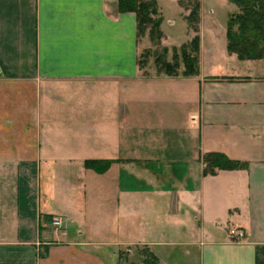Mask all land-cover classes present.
<instances>
[{"label":"crops","instance_id":"crops-1","mask_svg":"<svg viewBox=\"0 0 264 264\" xmlns=\"http://www.w3.org/2000/svg\"><path fill=\"white\" fill-rule=\"evenodd\" d=\"M157 1L169 47L200 3L199 74L148 75L117 0H0V264H264V58L234 0Z\"/></svg>","mask_w":264,"mask_h":264},{"label":"trees","instance_id":"trees-1","mask_svg":"<svg viewBox=\"0 0 264 264\" xmlns=\"http://www.w3.org/2000/svg\"><path fill=\"white\" fill-rule=\"evenodd\" d=\"M118 11H134L138 20V36L143 34L147 26L152 25L150 35L158 38L163 37L161 24L163 21L157 0H117ZM239 11L230 15L227 23V48L230 53L236 54L239 59H262L264 58V0H234ZM185 7L191 6V12L187 19L196 32L189 44L181 46L185 66L183 74L191 76L199 74V51H200V3L198 1H181ZM190 4V5H189ZM170 75H177L179 63L165 62L160 67ZM206 174L216 175L220 169H231L243 166L238 160L228 158L219 152L207 153L203 157ZM146 264H159L155 255L148 253Z\"/></svg>","mask_w":264,"mask_h":264},{"label":"rangeland","instance_id":"rangeland-1","mask_svg":"<svg viewBox=\"0 0 264 264\" xmlns=\"http://www.w3.org/2000/svg\"><path fill=\"white\" fill-rule=\"evenodd\" d=\"M174 18V16H173ZM167 18H165L166 20ZM166 23V22H165ZM189 25L192 27L190 22L188 21ZM167 30L170 31V29L175 26L171 23H167ZM152 25H149L144 29L143 34L139 35V54H140V62L144 63L148 69L145 70V72L148 75H151L152 72L156 73H164L166 75H170L168 71L165 69L161 70L160 67L163 63L169 62L172 63L174 61L179 63V69L177 70L178 74H183L185 66L183 63V56L182 52L180 51V48L184 44H189L191 41H188L187 43L184 44H179L177 46L169 47L165 42V38H158L157 36H154L152 39L150 32H151ZM193 28V27H192ZM170 33V32H169ZM184 66V69H180L181 67ZM248 70V69H247ZM237 72H244L246 73V68L243 67L241 69H238ZM260 69H252L251 74H257L260 73ZM170 76H175V75H170ZM142 250L143 249H135V254H133L130 264H141V255H142ZM144 255H149L148 253H143Z\"/></svg>","mask_w":264,"mask_h":264},{"label":"built area","instance_id":"built-area-1","mask_svg":"<svg viewBox=\"0 0 264 264\" xmlns=\"http://www.w3.org/2000/svg\"><path fill=\"white\" fill-rule=\"evenodd\" d=\"M53 226H55L58 231H64L63 222L61 219H54L53 220ZM232 234H236L238 236H243V233L237 232L235 230L232 231Z\"/></svg>","mask_w":264,"mask_h":264}]
</instances>
